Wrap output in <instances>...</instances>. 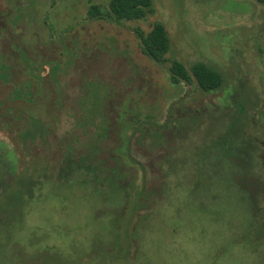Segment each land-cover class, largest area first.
I'll use <instances>...</instances> for the list:
<instances>
[{"label":"rangeland","instance_id":"374dc122","mask_svg":"<svg viewBox=\"0 0 264 264\" xmlns=\"http://www.w3.org/2000/svg\"><path fill=\"white\" fill-rule=\"evenodd\" d=\"M108 1L0 0V264H264L238 199L264 214V5L152 0L141 20L86 19ZM154 22L161 64L133 33ZM172 60L221 86L172 85ZM231 122L250 141L244 182L214 144Z\"/></svg>","mask_w":264,"mask_h":264},{"label":"trees","instance_id":"16d2710c","mask_svg":"<svg viewBox=\"0 0 264 264\" xmlns=\"http://www.w3.org/2000/svg\"><path fill=\"white\" fill-rule=\"evenodd\" d=\"M257 3L264 5V0H255ZM152 13V0H109L106 9L101 10L100 7L96 4H90L86 8V19L94 21V20H107L112 23H118L121 21H137L141 20L146 14ZM134 36L138 42V47L142 55L146 58L154 62L155 64H161L165 62V55L168 52L169 41L165 32L164 26L159 22H154L149 30L144 32L140 28L133 29ZM29 69V65H27ZM29 70H32L30 67ZM54 70V69H53ZM168 71V79L172 85H178L180 83L190 84L194 82L197 88L205 93H212L216 91L222 84V79L218 73L208 68L202 62L193 63L189 69H185L184 66L176 60H172L169 63L167 68ZM0 77L3 79L5 74H0ZM21 92L20 90H16V93ZM26 93H28L26 91ZM243 111V107L238 109V112L241 113ZM78 128V125L76 126ZM37 133H43L44 130L41 128V124L37 121L33 128ZM86 130V127L83 129ZM33 134V133H32ZM31 135V134H30ZM223 137V138H222ZM220 139L216 141L215 148L217 152H223L224 154L227 151H234L235 155H238V161L243 163V167H239V170L236 169V174H240L241 180L244 182V166L249 164L250 161V153L249 149L250 141L244 137V135L240 134V128H238L237 122H231L228 124L224 135ZM221 154V153H220ZM71 153L67 152L63 158V163H66L67 172H69V161L72 162L73 159L71 157ZM226 158V155H221ZM86 156H77L76 163L83 165V161H87ZM237 160V159H236ZM74 162V161H73ZM84 172L89 176V182L95 181L97 176L95 175V169L92 165L84 166ZM66 168V167H65ZM201 174V173H200ZM62 178L65 177L64 174H60ZM80 178V177H79ZM241 181L238 182L240 185H244ZM206 184V180H205ZM239 188V187H238ZM171 189L169 184H165L162 193L169 191ZM193 189V187L191 188ZM207 189V188H206ZM241 190L240 188L238 191ZM122 191V200L123 206L127 204V196L126 193ZM191 192V191H190ZM249 196L244 197L243 195L238 196V199L244 200L245 209L251 214L253 224L259 228L258 237L264 236V214L258 213L252 206L248 205ZM156 201L154 200V203ZM130 211L132 209L129 207ZM257 236H254L257 237ZM264 257V255H263Z\"/></svg>","mask_w":264,"mask_h":264}]
</instances>
